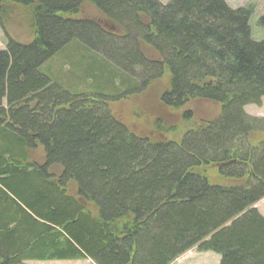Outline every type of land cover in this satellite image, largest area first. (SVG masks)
<instances>
[{
	"label": "trees",
	"instance_id": "obj_1",
	"mask_svg": "<svg viewBox=\"0 0 264 264\" xmlns=\"http://www.w3.org/2000/svg\"><path fill=\"white\" fill-rule=\"evenodd\" d=\"M84 4L102 19L73 17ZM14 6L26 10L33 36L7 38L0 50V264H169L192 247L214 251L218 264H264V218L252 207L264 197V118L243 110L264 97V38L251 37V9L224 0H0L2 28ZM55 56L75 62V88L65 83L70 71L42 72ZM165 70L163 105L198 97L221 109L180 141H148L105 102ZM80 85L95 98L82 100ZM38 148L42 161L32 157ZM209 165L228 182L214 183Z\"/></svg>",
	"mask_w": 264,
	"mask_h": 264
},
{
	"label": "rangeland",
	"instance_id": "obj_2",
	"mask_svg": "<svg viewBox=\"0 0 264 264\" xmlns=\"http://www.w3.org/2000/svg\"><path fill=\"white\" fill-rule=\"evenodd\" d=\"M158 1L166 2L167 0ZM226 2L229 4V6L234 8H237V6H249L250 4H252L253 9L248 18L251 37L256 41L264 38V25L259 24L260 16L264 13V0H226ZM9 17L10 18L6 20L4 27L2 28L0 26V49L4 48L7 38L12 39L13 41L27 43L33 36V32L29 27V17L26 16L25 9L14 6ZM73 17H87L94 20L102 19L101 14L98 13V11L95 10L90 4H84V6L80 10H78L76 14L73 15ZM121 46L123 45L119 43V45H117L114 50H119V52L122 54L120 50L122 49ZM140 47L143 52L152 51L150 50V48H147L146 46L144 47L142 43L140 44ZM93 51L98 52L96 49H93ZM152 55L153 56H151V58L155 59V54L153 53ZM62 57L63 56L52 57L50 61L46 62L45 66H42V72L47 73V75L50 76H52V74L55 76H60L61 74L63 75L64 73H68V71H70L71 74H73L72 78H70L69 80L67 79L68 82L65 83L75 88L76 84L80 83L78 74L73 70L75 62H69L70 68L65 67V65L61 62V60L63 59ZM116 59L118 58H116V56L114 55V60H112L113 62H115V65L117 64ZM125 64H127L126 67L128 70L132 69L131 64ZM76 66L77 65L75 64V67ZM145 74V72L139 73L140 78H144ZM129 77L133 78V74H130ZM57 80V82L63 84L62 78H58ZM168 85L169 74L167 70H165L158 79L153 80L147 86H144L141 89L135 91V93L126 94L124 95V97L120 98H112L106 100L105 106L107 107V110L112 117L126 126V128L133 132L135 135L142 136L143 138H145V140L148 141H180V138L182 137L184 132L196 129V127L201 125V123H204L210 119H215L219 116V112L221 109L220 103L209 99H201L198 97L190 99L181 108H170L166 105H163L160 101V96L162 92L168 87ZM48 87L49 86L47 85V88ZM75 90H78L77 92L80 93V97L82 100L88 101L92 100V98H95V96H93L94 91L89 87L87 89L83 85H80ZM259 101V103L244 105V112L251 117L264 118V97H261ZM251 137L253 138H250V141L252 143H255L261 136L259 134H255L251 135ZM242 140V137L237 136V138L233 140L234 145L232 146L236 148V145H238V149L241 150V148H239V143H241ZM32 157L37 161H42V149H36ZM216 167L217 166L215 165H209L204 169L205 174H207L210 179L216 184L228 182L216 172ZM68 186V191L74 194L75 191L73 185L70 183ZM252 207L257 208V210L261 212V215L264 216V198L258 200V202L254 203ZM148 230L151 233L153 232V230L151 229H147V231ZM219 258L220 256H218V254L214 251H198L196 247H192L189 248V250H186L183 253L177 255V257H175V259L172 260L169 264H218ZM25 264L94 263L88 259H72L60 261H27L25 262Z\"/></svg>",
	"mask_w": 264,
	"mask_h": 264
}]
</instances>
